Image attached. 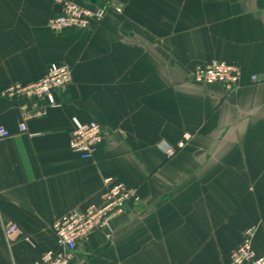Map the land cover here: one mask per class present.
<instances>
[{"label":"crops","instance_id":"0c3cea01","mask_svg":"<svg viewBox=\"0 0 264 264\" xmlns=\"http://www.w3.org/2000/svg\"><path fill=\"white\" fill-rule=\"evenodd\" d=\"M57 1L0 0V128L13 133L0 139V264L58 252L53 224L100 204L110 178L141 202L111 235L94 232L74 264H230L252 228L263 257L264 0H128L93 30L62 34L49 26ZM213 61L240 67L239 88L191 81ZM53 63L71 66L72 84L25 122L2 92ZM92 121L104 145L84 161L70 140ZM9 222L34 246L9 242Z\"/></svg>","mask_w":264,"mask_h":264},{"label":"built area","instance_id":"2783aa9c","mask_svg":"<svg viewBox=\"0 0 264 264\" xmlns=\"http://www.w3.org/2000/svg\"><path fill=\"white\" fill-rule=\"evenodd\" d=\"M94 1L95 3H92ZM128 0H77L69 2L58 0L59 14L50 20V29L56 34L68 31L89 32L100 25L109 13L121 14ZM242 72L240 67L225 62L213 61L199 65L191 75V81L198 85H221L226 92H233L240 86ZM73 80L71 66L53 63L45 77L29 85L14 84L3 90L2 95L20 107L24 121L43 116L50 107H59L58 93L67 90ZM257 76L252 82H259ZM19 126L18 132L26 133V123ZM13 133L0 128V139L8 138ZM191 134H185L177 149L168 148L171 158L186 147ZM104 131L98 122H76L70 140V149L82 160H91L97 150L104 145ZM141 198L137 192L110 178L105 180L101 203L86 210L74 209L57 220L53 232L59 251H50L34 264H74L75 253L84 246L91 235L97 231L113 232L114 221L125 215L131 205H138ZM6 239L16 241L19 237L34 246L31 237L24 236L23 230L14 222L4 227ZM256 229L246 231L243 242L232 253L230 264H264V256L258 257L254 250Z\"/></svg>","mask_w":264,"mask_h":264},{"label":"water","instance_id":"95a60500","mask_svg":"<svg viewBox=\"0 0 264 264\" xmlns=\"http://www.w3.org/2000/svg\"><path fill=\"white\" fill-rule=\"evenodd\" d=\"M92 3H95L94 1H92Z\"/></svg>","mask_w":264,"mask_h":264}]
</instances>
